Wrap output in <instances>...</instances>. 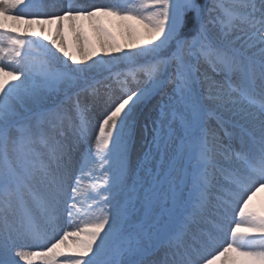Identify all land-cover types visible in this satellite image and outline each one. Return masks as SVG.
I'll list each match as a JSON object with an SVG mask.
<instances>
[{
	"label": "snow or ice",
	"instance_id": "6c2138e0",
	"mask_svg": "<svg viewBox=\"0 0 264 264\" xmlns=\"http://www.w3.org/2000/svg\"><path fill=\"white\" fill-rule=\"evenodd\" d=\"M42 8L0 0V264H264V0Z\"/></svg>",
	"mask_w": 264,
	"mask_h": 264
},
{
	"label": "rangeland",
	"instance_id": "374dc122",
	"mask_svg": "<svg viewBox=\"0 0 264 264\" xmlns=\"http://www.w3.org/2000/svg\"><path fill=\"white\" fill-rule=\"evenodd\" d=\"M107 0H73V1H67V0H52V4L46 6V13H59L62 9L66 8L68 6L69 3H74V4H103L106 3ZM142 86V85H141ZM131 87L133 88V90L136 89V85L132 84ZM257 91L259 92V89H257ZM144 102L140 103L137 108H136V115L138 113V111L140 110L141 106L143 105ZM101 111V107L99 105L93 107V112L95 114V117L98 119L99 117V113ZM257 197H253V201L252 203H258L260 200H264V189H261L257 194ZM67 221V218L65 217V228H68V224L65 223ZM68 231H72V229H67ZM71 242V240L69 241Z\"/></svg>",
	"mask_w": 264,
	"mask_h": 264
},
{
	"label": "trees",
	"instance_id": "16d2710c",
	"mask_svg": "<svg viewBox=\"0 0 264 264\" xmlns=\"http://www.w3.org/2000/svg\"><path fill=\"white\" fill-rule=\"evenodd\" d=\"M146 113H147V110L144 112V115ZM143 117L144 116L141 117L139 124H138V127H137L135 147H134V152H133V161H135L137 156L142 154V152L145 150L147 142L151 140V138L147 141L145 140V137L147 136V130H146V127L144 125ZM96 131H97L96 126L92 124V132H91V135L89 136V140H88L89 145L94 144Z\"/></svg>",
	"mask_w": 264,
	"mask_h": 264
}]
</instances>
